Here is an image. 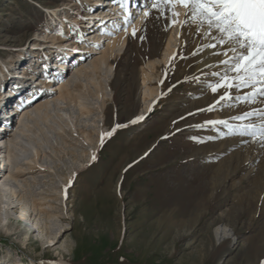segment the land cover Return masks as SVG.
<instances>
[{
    "label": "rangeland",
    "instance_id": "obj_1",
    "mask_svg": "<svg viewBox=\"0 0 264 264\" xmlns=\"http://www.w3.org/2000/svg\"><path fill=\"white\" fill-rule=\"evenodd\" d=\"M101 1L91 10L86 0H0V71L10 75L9 80L0 76V98L19 86V93L0 101V126L9 123L0 129V264H261L264 142L228 135V127L206 122L228 120L235 128L248 121L231 117L262 105L227 100L208 110L223 91L213 94L207 87L211 73L219 70L207 65L223 57L200 49L195 25H180L169 63L154 65L156 79L150 85H158L159 94L147 104L141 94V67L159 59L174 26L166 19L170 14L152 10L126 40L111 60V74L101 76H108L113 98L103 109L104 126L95 149L80 134L65 137L64 143L54 122L62 123L55 117L53 123L42 119L18 129L22 113L13 110L17 95L33 85L30 65L39 70L33 88L39 90L50 75L39 63L41 38L53 22L46 9H57L56 21L71 27L60 38H53L55 28L48 32L50 43L44 44L52 47L44 48L46 62L52 66L59 60L55 47L61 42L72 64L79 51L87 53L98 27L85 32L71 17L80 9V21H87L89 11L108 10ZM78 28L88 37L73 45ZM72 73L66 69L60 77ZM63 106L77 125L91 130L99 120L81 116L76 106ZM109 132L101 144V134ZM80 149L91 155L79 156ZM36 150L42 168L31 162ZM16 165L23 170L12 177Z\"/></svg>",
    "mask_w": 264,
    "mask_h": 264
},
{
    "label": "bare ground",
    "instance_id": "obj_2",
    "mask_svg": "<svg viewBox=\"0 0 264 264\" xmlns=\"http://www.w3.org/2000/svg\"><path fill=\"white\" fill-rule=\"evenodd\" d=\"M100 1L101 0H86L85 3L91 4L93 8L94 6L99 5ZM111 6H113L111 12L117 13L118 15L105 18L104 16L100 17L99 16L100 13H97L95 11L94 12L89 11L88 13L89 16L85 17L88 18V20L80 21V15L82 14V12L79 9L77 13L78 15H74L71 17L70 22H72L73 24L81 22L80 23L81 26L86 27L85 32L87 31L89 33L93 25L97 26L98 27L97 31L92 36L94 40L88 46L87 53H82V51L78 52L80 54L77 55L76 58H74L72 64H68L69 62L68 56L70 55L68 49L66 50V47L64 46L63 43L61 42L57 43L55 48L57 49V53L60 58L58 61H56L55 64L53 65L51 64L52 65L51 67L53 68L55 67L59 69L60 74H58V72H51L50 75H48L44 72V74L48 76L43 78L42 87L39 90L33 88L34 81H36L37 78V76L34 73H36V71L38 72L39 70H37V67L34 63L30 65V68L32 69V71H34V73L33 72L30 73L29 80H31V83L33 85L31 86V88L29 87V89L25 91L26 92L25 94L17 95L16 98L18 99V102L16 103L17 105L15 107V110H13L17 114L22 113V117L19 121L18 129L19 127L29 129L30 126L36 125L37 122L42 119H47V120L52 119V123H53L55 117L56 121L58 120L62 123V125L60 126L59 123L57 124L56 122H54L55 125H57V129L59 130L61 136L62 134L64 136V137L62 136L63 142L65 141L64 143H66L67 140L66 138L68 136L80 134L79 138L83 137V140L87 143L88 148L90 147L94 148L97 145L100 135L99 129L100 127L103 128L104 126L103 109L105 108L107 100L113 98L112 97L113 91L110 86L108 76L106 78L105 77L102 78L101 76L104 75L106 76L108 74H111L112 71L111 60H113L114 57L121 52V50L125 45L126 40L133 35L132 34L133 29H136L137 32L138 28L140 27V24L145 19L144 17L145 10L151 9L149 0H145L143 3L138 2V0H131V6H133L132 9L128 7L127 10L124 9L125 11H121V9H119L120 7L118 2H116ZM65 9L67 8L65 7ZM46 11L49 16L48 18L51 21H53L52 23H54V25L52 26V23L48 22L45 28L46 29L45 32H47V35L46 37L43 36V38H41V41H44V43L47 42L50 43L49 41L50 39H48V35H49L48 32L50 33L53 28H55V33L53 34L54 37L52 36L53 38L56 37L60 38L63 37L64 35L67 36L71 28L70 24L68 26L67 24H64L62 20L56 21L57 17L55 18V16L57 15V11H58L57 9L55 8L46 9ZM176 11L180 13V19H183L184 9L182 7H177ZM137 13L139 14V16L137 17V19H135L134 17ZM151 14H152V10H151ZM125 17H129V19L125 20ZM167 18L168 17H166V19ZM91 20L92 22H95L94 24L92 23V25L89 24ZM180 27H181L180 24H174L173 27L169 28V32L163 41V45H162L163 49L159 59H152L141 67V74H142L141 94L146 104L152 101L153 99H155V97H157L159 94L158 85H150V83H154L153 81L156 79V77L153 76L151 71L153 67H155L154 65L157 63H163V64L169 63L171 57L174 55L178 47L177 38L181 31ZM78 30L79 32L74 37V40L72 42L73 45L76 44L78 40L82 39V37H85V35L81 34L80 28ZM87 37L83 39H86ZM195 37H196L195 41L197 45L204 44L205 42L207 43L210 42L207 38L197 33L196 31H195ZM44 43L42 44V49H41L43 57L41 58V60H39V63L42 64L41 66L42 69L45 67V62L47 61L48 58L47 57L48 52L44 48L52 47ZM209 52H214V49H210ZM22 55H23L22 51L17 52L18 57ZM218 57H222V56H218ZM212 59L213 56L208 58L207 61ZM15 61L17 60L16 59L13 60V55H12L10 57V62L14 63ZM66 69L73 70L71 77L61 78L60 75L64 73V70ZM5 71L9 73L10 70L8 71L7 69H5ZM0 76L3 78V80L4 79L9 80L8 78L10 77V75L4 77V74L2 72L0 73ZM23 85L24 84H20V87H23ZM17 88H19V86H13L8 92L5 93L6 96L4 95L3 97L0 98V101L4 102V98L5 100H9L16 93H19L17 91ZM37 97H39V101L32 107V104L30 103H32V101H34ZM51 103H55L54 108H52L53 106H51ZM63 105L76 106L81 116L87 117L89 115L90 116L94 115L99 120H96V122H92L93 128L91 130L90 127L87 128L88 127L87 125H77L74 116L70 115L69 112H66ZM0 108H2V105H0ZM3 119L7 120L8 118L5 117ZM8 124H9L8 122H4L3 126L2 125L0 126V129H6ZM87 149H80L79 150L80 154L78 155L79 156L83 155L85 157L87 155H91L90 151ZM35 153H36L35 157L31 160V162H33L34 165L38 164L37 161L38 150H36ZM73 153L75 154V152ZM42 154L46 155V152L43 151ZM53 154L54 155L56 154V149H54ZM38 165L42 168V165L40 164ZM14 168L16 170V173L11 174L12 177L17 176L23 170L21 165H16ZM28 168H32V166L29 165Z\"/></svg>",
    "mask_w": 264,
    "mask_h": 264
},
{
    "label": "snow or ice",
    "instance_id": "obj_3",
    "mask_svg": "<svg viewBox=\"0 0 264 264\" xmlns=\"http://www.w3.org/2000/svg\"><path fill=\"white\" fill-rule=\"evenodd\" d=\"M118 3L120 8L127 10L128 0H118ZM149 3L151 9L145 10V18L155 10L160 16L169 13L172 24L195 25V31L210 41L200 49H218L212 54L223 57L215 65H207L219 68L211 73L213 79L207 87L213 94L223 91L208 110L227 100L262 105L231 117L232 120L248 121L235 128L228 120L206 123L228 127V135H249L254 141L264 142V0H149ZM177 7L184 9L183 19L176 11ZM132 34H136V29ZM245 89L247 91H243ZM111 134L102 133L101 144Z\"/></svg>",
    "mask_w": 264,
    "mask_h": 264
}]
</instances>
